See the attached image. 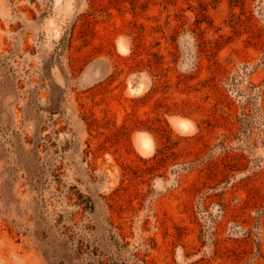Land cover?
<instances>
[{
	"label": "rangeland",
	"instance_id": "rangeland-1",
	"mask_svg": "<svg viewBox=\"0 0 264 264\" xmlns=\"http://www.w3.org/2000/svg\"><path fill=\"white\" fill-rule=\"evenodd\" d=\"M0 264H264V0H0Z\"/></svg>",
	"mask_w": 264,
	"mask_h": 264
},
{
	"label": "bare ground",
	"instance_id": "bare-ground-1",
	"mask_svg": "<svg viewBox=\"0 0 264 264\" xmlns=\"http://www.w3.org/2000/svg\"><path fill=\"white\" fill-rule=\"evenodd\" d=\"M143 141H144V140H143ZM145 142H146V141H145ZM145 142H144V143H145ZM147 142H148V141H147ZM147 142H146V143H147ZM146 148H147V147H146ZM146 148H144V149L146 150ZM149 148H150V146H149L147 149H149Z\"/></svg>",
	"mask_w": 264,
	"mask_h": 264
}]
</instances>
